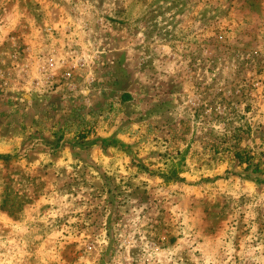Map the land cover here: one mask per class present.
Returning <instances> with one entry per match:
<instances>
[{
	"label": "rangeland",
	"instance_id": "1",
	"mask_svg": "<svg viewBox=\"0 0 264 264\" xmlns=\"http://www.w3.org/2000/svg\"><path fill=\"white\" fill-rule=\"evenodd\" d=\"M0 264H264V0H0Z\"/></svg>",
	"mask_w": 264,
	"mask_h": 264
}]
</instances>
